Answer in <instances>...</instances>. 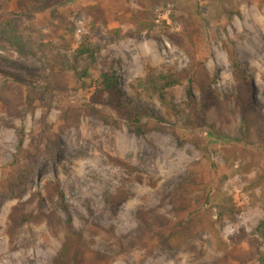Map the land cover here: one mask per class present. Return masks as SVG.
<instances>
[{"label":"rangeland","instance_id":"374dc122","mask_svg":"<svg viewBox=\"0 0 264 264\" xmlns=\"http://www.w3.org/2000/svg\"><path fill=\"white\" fill-rule=\"evenodd\" d=\"M176 4L182 8L196 4L199 9L200 18L196 20L199 28L190 27L191 44L184 38L187 47L181 45L188 52L168 38H181L183 34L180 14L172 1L163 2L153 10L155 28L137 37L132 36L135 29L129 18L138 9L136 0H77L58 10L73 24L72 49L86 37L97 51L93 79L86 81V85L94 87L99 74L111 70L126 97L163 119L162 130L172 127L175 137L167 131L136 137L123 121L118 127H109L91 117H83L76 129L61 131L60 107H65L67 102L75 107L86 105L93 90L92 87L79 90L73 82L69 83L65 98L54 99L48 112L42 103L36 102L33 112L23 110L21 119H10L0 105V180L15 170L5 168L15 156L21 170L24 164L34 166L18 197L6 196L0 200V264H49L61 249L64 229L60 228L55 236L45 223L31 222L12 229L8 221L11 209L33 195L34 202L27 212L55 210L64 222L70 219L72 228L81 232L84 244L92 252L85 257V264H212L217 254L206 243L209 239L206 232L199 233L191 242V249L155 251L148 256L137 245L134 219L137 210H154L172 224L186 218L187 213L173 210L170 203L161 199L189 171L207 191L220 189L234 206L232 221H218L215 209L204 208L219 238L228 244L241 231L255 238L264 253V229L259 228L264 223L263 1L178 0ZM95 5L103 10L106 25L91 30L89 19L81 10ZM13 9L14 1L6 12ZM51 22L48 14L38 17L44 33L49 31ZM174 41L179 43V39ZM229 54L234 55L253 88L257 111L252 115L253 129L232 114L233 104L225 105L222 117L213 110L207 112L203 128H195L194 124L187 129L168 115L156 97L145 99L131 93V83L143 77L147 67L161 73L168 69L181 71L188 67V55H192L204 66L210 90L222 101L227 95H234ZM0 56L30 68L42 66L32 58H20L6 45L0 46ZM186 90L187 84L169 89L168 99L179 106L187 100ZM191 91L198 99L195 87ZM18 131L22 132L21 148H18ZM111 159L120 163H112ZM54 185L68 205L69 216L56 207V197L47 199L44 189ZM106 196L118 197L115 203L105 204ZM94 226L112 228L124 237L122 248L107 236L95 235Z\"/></svg>","mask_w":264,"mask_h":264},{"label":"trees","instance_id":"16d2710c","mask_svg":"<svg viewBox=\"0 0 264 264\" xmlns=\"http://www.w3.org/2000/svg\"><path fill=\"white\" fill-rule=\"evenodd\" d=\"M12 1H14L13 11L6 12ZM76 1L0 0V46L6 45L20 58H32L42 65L37 69L30 68L19 61L3 59L0 56V105L7 118L21 119L25 112L35 110L36 102L42 103L48 112L53 108L56 99L65 98L70 82H73L79 90L92 87L87 86L86 81L93 79L92 71L96 66L97 51L86 37L73 50V24L67 22L58 13L60 8H66ZM169 1L174 2L175 11L180 14L178 20L182 23L183 34L180 35L181 38H177L178 36L168 38L183 51L188 52L184 38L191 44L190 27L199 28L196 20L200 18V13L196 4H189L182 8L180 4H176L178 0H136L138 9L130 11L129 17L135 29L132 36L137 37L151 32L155 28L153 10L163 2ZM262 1L264 4V0ZM81 11L84 17L89 19L91 30H94L97 25H106L104 12L98 5L85 6ZM44 14H48L52 19L47 33L42 32L38 23V17ZM177 39L179 43L174 41ZM188 56L189 65L181 71L168 69L165 73H161L155 68L147 67L143 77L131 83V93L145 99L156 97L159 105L168 115L181 126H187V129L194 124L197 125L194 126L195 128H203L209 111L213 110L219 116H224L227 104H233L232 114L239 116L247 128H255L252 115H255L257 111L253 104V88L234 55L229 54L234 95H227L222 101H219L210 90V80L202 63L196 61L192 55ZM184 84L188 85L185 93L187 100L176 106L168 99L167 91ZM191 87L197 90L198 99L193 96ZM92 88L86 105L75 107L67 102L65 107H60L59 129L61 131L70 127L76 129L83 117H91L109 127H118L123 121L128 131L136 137L154 131H167L175 137L172 127L162 130L160 124L164 123L163 119L157 118L146 108L133 103L126 97L111 70L101 72ZM17 137L18 148H21V131H18ZM110 161L120 163L112 159ZM21 167L17 156L11 164L5 166L15 170L10 172L5 180H0V200L6 196L18 197L20 194L22 186L34 171L32 164H24L23 170ZM44 190L47 199L56 197V207L65 216H69L68 205L58 186L54 185ZM37 196L40 199L39 193ZM117 197L106 196L105 204L115 203ZM161 201H167L173 206V210L182 214L187 213V216L184 220L172 224L169 219L157 214L154 210H137L134 217L137 223L135 230L138 233L137 245L144 249L146 255H152L155 251L169 253L186 247L191 249V242L199 237V233L206 232L209 236L206 243L217 254L212 264H249L253 261L264 264V253L259 250V242L255 238L241 231L231 238L228 244L219 238L207 209L217 211L218 221L224 219L232 221L235 214L234 206L220 189L207 191L191 171ZM33 202L34 195L32 199L19 203L11 209L8 221L12 229H18L31 222L45 223L48 231L54 236L60 228L64 229L61 249L49 264H85V257L90 256L92 252L84 244L81 232L72 228L71 220L64 222L55 210L49 213L39 209L35 213L27 212V207ZM205 206L208 208L204 210ZM205 216L207 219L204 218ZM259 228L263 230L264 223H260ZM94 229L95 235L107 236L122 248L121 241L124 237L118 236L112 228L102 229L94 226Z\"/></svg>","mask_w":264,"mask_h":264}]
</instances>
